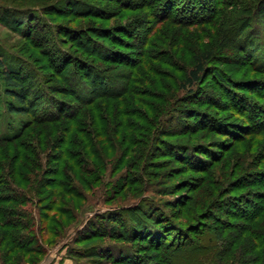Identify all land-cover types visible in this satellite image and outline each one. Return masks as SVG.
Listing matches in <instances>:
<instances>
[{
  "label": "trees",
  "instance_id": "trees-1",
  "mask_svg": "<svg viewBox=\"0 0 264 264\" xmlns=\"http://www.w3.org/2000/svg\"><path fill=\"white\" fill-rule=\"evenodd\" d=\"M26 1L29 0H21L20 4L8 3L7 6H1L3 17L10 18V22L15 27L13 30L28 41L30 46H24L22 50L31 56H37L38 52L47 66L46 69L52 71L55 79L61 83V87L54 91L58 96L50 95L53 87H48L44 75L35 67L33 61H29L30 59L28 60L25 56L13 55L14 60L6 62L4 58L6 52L0 49V80L3 93L9 100L19 105L16 106L9 101L8 111L30 116L29 121L17 134L0 137V247L5 255L4 258L0 256L2 264H36L37 257H39L37 262L39 264L47 254V248L59 242L46 243L44 237L50 233L48 232L49 224L58 229L64 227L62 220L49 215V212L72 215L71 218H75L73 216L77 212L75 203L82 199V193L91 186V183L79 177L81 175L78 173L92 174L94 172V168L87 166V161L83 160L86 156L83 151L77 153L76 148L74 149L76 141L86 150L88 157L97 161L100 160L99 152L105 147L107 151L120 148L119 151L124 155L131 153L133 146H142L147 149L154 143L157 147L161 144L158 143L160 137L158 133L162 130L163 121L160 123L161 126L158 125V132L153 131L147 121L145 122L148 127L139 128L138 132H134V129L123 119L125 109L122 110L120 105L122 102L126 108L131 102L128 99L132 94L129 84L132 82L130 79L134 73L131 72V75L127 76L128 81L126 77L121 79L126 83L120 81L119 86L121 90L125 86V91L119 93L113 86L111 87L110 79H108L110 77L105 71L94 67L88 59L96 55L95 62L99 60L117 63L115 70L117 67L131 68L133 66V69L140 71L138 66L152 57L147 53L149 50L147 48L152 46L149 42L144 43L147 48L144 47L145 50L134 64L131 63L133 60L131 54H126L123 50L109 47L104 43L108 41L109 44L119 45L121 48L137 49L141 46L137 43L141 38V34L138 33L140 32L139 21L131 19L125 24L114 27H106L103 24L99 27L88 25L78 29L64 24L56 25L54 22L56 16L69 19L70 23L74 21L73 19L91 18L107 21L121 17L119 14L121 10L137 12L142 10L139 15L148 16L154 22H159L160 19H171L173 15L174 19L182 20L185 24L212 23L227 14L223 11V7H228L230 0H94V2L87 0H55L54 2L53 0L47 6L37 4L38 2L28 4ZM246 4L247 15H244L243 19H238L235 25L230 24L227 30L237 32L236 42L241 43L243 52L249 47L248 43L244 45L243 40L249 32H254L262 48L260 61L256 59L254 64H261L260 66L264 67V30H260L256 22L252 23L254 11L264 7V0L247 1ZM112 7L118 9L111 12ZM27 18L38 19L42 23L41 30L33 32L29 23L27 24ZM24 20L27 26L25 24L23 27ZM244 21L246 22L243 23ZM32 22L34 19L30 24ZM142 22L147 24L146 20ZM148 24L150 25L151 22L148 21ZM25 26L30 29L28 33L24 32ZM245 30H248L247 33L238 37ZM66 34L70 35L67 37ZM59 36L66 38L67 44L70 45L68 50L64 49L65 39L61 40ZM207 56L208 53H204L195 58L194 65L183 82L179 83V87L186 91L188 96L194 98L197 104L204 107L211 104L219 110H225L224 106L231 101L237 106L234 109L237 113H242L245 120L243 122L224 121L220 118L215 120L209 117L206 111H201L199 116L197 114V119L200 117L197 121L211 122L214 127L226 129L231 133L233 131L232 137L238 143L248 141L246 143L250 145L253 138L254 140L257 137L262 138L261 148L264 150V80L236 79L228 85L227 82L221 81V75L220 77L216 75L217 80L224 84L226 91L223 94H226L229 101L224 102L221 97L208 93L203 94L205 97L196 95L193 88L201 82L206 72ZM107 58L111 60L108 61ZM118 60L120 61L117 62ZM239 83L253 91L258 88L263 95L252 91L259 99L244 97L242 93L236 91ZM60 96L69 99H62ZM113 98H117V102L106 103V108L100 106L99 101L102 99ZM40 101H43L41 104L44 103L43 112H38L37 103ZM112 103L116 105L110 106ZM202 118H205V121H202ZM127 125L128 127L124 129ZM186 125L192 127V124L186 123ZM114 126L117 132L111 136V129ZM151 141L154 143L151 144ZM257 143V141L254 143L253 150L251 147L252 151ZM53 144L61 149L58 154L60 157L56 161L57 168L55 171H50L56 180L52 181L53 178H49L47 184L41 186L40 183L38 184L40 188L34 191L28 188L26 190L24 185L36 184V182L32 183L26 174L29 173L27 168L29 162L38 159L40 149L51 147ZM227 148L223 147V153L227 152ZM90 149L92 151H89ZM189 151L194 152L192 164L195 163L196 168L205 169L204 171L206 168L209 169L219 157L203 152L197 154L196 148H191ZM140 152L141 155L144 154L142 150ZM258 153L255 154L256 157ZM201 154H205L207 159H202ZM261 155H263L261 159L263 164L264 152ZM63 160L71 162L72 165L62 168L63 165L60 162ZM126 166L129 170L138 171L140 179L144 177L145 162L135 165L129 163ZM262 166L247 172L243 170L244 172L234 176L235 178L233 177L234 179L230 182L229 188L242 192L237 193L238 197L234 196L232 204L228 206L237 210L240 215L239 223L220 218L216 219L215 224L206 225L205 229L198 230L193 227L176 242L164 240L165 235L160 226L165 223L171 224L168 214L156 199L139 196L127 206L109 207L103 212L96 211L92 217L87 218L81 231H76L67 248L66 257L71 259L73 264L101 262L103 264H264V167ZM96 167L102 170L104 164L97 163ZM66 168L69 173L75 174L73 177L75 180L79 178L76 180L78 183L62 171ZM239 169L238 164L237 170ZM95 180L98 181V178ZM125 182L127 184L131 182L129 174L125 175ZM47 188L52 190L48 192ZM244 190L247 191L244 192ZM39 192L42 196L35 200L33 195ZM224 197L223 195L221 198ZM44 201H47L46 205H39ZM26 203L39 206L40 211L36 220L27 211L14 207V204ZM34 220L36 221L35 231Z\"/></svg>",
  "mask_w": 264,
  "mask_h": 264
},
{
  "label": "rangeland",
  "instance_id": "rangeland-1",
  "mask_svg": "<svg viewBox=\"0 0 264 264\" xmlns=\"http://www.w3.org/2000/svg\"><path fill=\"white\" fill-rule=\"evenodd\" d=\"M19 1L21 0H0V7L7 6L8 3L20 4ZM39 1L29 0L26 3L38 2L37 4L47 6L53 0ZM87 1L94 2V0ZM247 1L255 2L256 0H230L228 2L229 6L223 7V11H226L227 14L225 16L222 15L220 20L212 23L185 24L182 20L174 19L173 15L170 17L171 19H160L159 22H154L148 16L142 14L140 16L139 13L142 10L138 12L121 10L119 11L121 17L109 18L110 20L107 21L105 19L91 18L84 20L73 19L74 21L70 23L69 19L56 16L54 21L56 25L64 24L78 29L85 28L88 25H98L99 27L100 25L103 26V24L106 27H114L119 24H125L131 19L139 21L138 28H140V32L138 33L141 34V38L137 43L141 46H138L137 49L121 48L119 45L109 44L108 41L104 43L109 47L121 49L126 54H131V59H133L131 63L134 64L140 57L139 55L147 48L144 43L149 42L152 46L147 48L149 49L147 53L152 57L144 60L145 62L138 66L140 71L133 69V66L131 68L117 67L118 69L116 68L115 70L117 63L113 64V62L107 63L99 60L95 62L96 55L91 58L88 57V59L93 63L94 67L105 71L106 75L110 77L108 79H110L111 87L113 86L119 93L125 91V86L123 90L119 86L120 81L126 83L121 79L126 77L128 81L130 73H134L130 79L132 82L129 84L132 94L128 99L131 102L126 108H124L122 102L120 105L123 108L122 110L125 109V112L123 111L125 118L123 119L134 129V132H138L139 128L145 129L148 127L145 121L149 122L152 130L156 132L159 131L158 125L161 121H163V124L162 126L160 124L162 130L158 133L160 135L158 143H161L158 144L159 148L151 141V144L154 143L151 147L148 146L145 149L142 146H133L131 153L123 155L119 151L120 148L107 151L105 147L99 152V161L88 157L86 150L81 145H78V141H76L74 149L76 148L77 153L83 151L86 155L83 160L87 161V166L94 168L92 174L78 173L81 175L79 177L85 178L91 183V186L82 193V199L75 203L77 212L73 215L74 219L71 218L72 215H60L57 212L51 214L49 212V215L61 219L64 227L58 229L56 226L49 224L48 229L50 230L48 232L50 233H47L48 235L44 237L46 243L59 242L47 248V254L44 258L41 257L42 260L39 264H59L61 261L63 264H73L74 262L66 257L67 248L70 246L76 231L82 228L87 218L92 217L96 211L103 212L109 207L127 206L139 196L156 199L162 208L165 209V213L168 214L171 224L165 223L160 226L165 235V237L163 236L164 240L176 242L193 227L198 230L205 229L206 225L215 224L216 219L220 218L226 221L229 219L232 223H239L240 218L238 216L240 215L237 210L232 207L228 208V206L232 204L234 196L237 195L238 197L242 192L234 190L235 188H229L230 182L240 172H247L262 165L264 167V163L262 164L261 160L263 157L261 154L264 152L261 148L262 138L257 137L254 140L253 137H250L253 138L250 145L247 144L248 141H246L247 143H238L232 137L233 131L232 134L227 132L226 129L214 127L211 122H206L205 118H202V121L204 120L205 122L201 123L197 121L200 119V117L197 119V114L199 116L201 111H206V114L215 120L220 118L224 121L235 120L236 122H243L245 120L244 115L240 112L237 113L236 109H234L237 106L229 101L226 94H223L226 88L222 82L217 80L216 75H221V81L227 82L228 85L236 79L264 80V67H261V64H254L256 59L260 61V51L262 50L257 36L252 31L246 35L243 43L244 45L248 43L249 47L243 52L241 51L243 48L241 43L238 44L236 42L238 39L237 32L227 30L230 24L233 23L235 25L239 21L238 19H243L244 15H247L245 12ZM117 9V7H112L110 11L113 12ZM28 19L27 24L29 23L33 32L41 30L42 23L38 19L32 18L29 21ZM33 19L34 22L30 24ZM144 20H146L147 24L142 22ZM10 21V18L3 17L0 8V49L6 52L5 61L14 60V56H25L28 60L30 59L29 61H33L35 67L44 75L48 87H53L49 94L58 96L54 91L61 87V83L55 79L52 71L46 69L47 66H45L42 56L38 52L37 56H31L22 50V47L30 45L26 39L13 30L15 27ZM148 21L149 23L151 22L150 25ZM253 22H256L260 30H264V7L254 11ZM25 24L26 20H24L23 27ZM26 26L24 32L28 33L30 29ZM248 30L242 32L238 37L245 35ZM43 33L47 32L43 31ZM68 35L70 34H66L67 37ZM59 39H65L66 47H63L68 50L70 45L67 44L66 38L59 36ZM204 53H208V60L205 62L206 72L202 76L201 82L193 89L196 95L202 96L208 93L212 94V96L221 97L224 102L229 101L227 105H223L226 111L219 110L211 104H207L205 107L197 104L194 98L188 96L187 92L179 87V83L183 82L188 71L194 65L195 58ZM107 60L111 59L107 58ZM1 83L0 80V137L13 136L29 121L30 116L13 114L8 111L7 104L9 101L16 106L19 105L5 96ZM238 85L236 91L242 93L244 97L259 99L253 93L255 91L263 95L261 91H258V88L253 91L246 85L242 86L241 83ZM60 98L69 99L68 97L65 98V96H60ZM110 100L102 99L99 104L106 108V103L117 102V98ZM43 101L44 103L46 102L45 99ZM43 101L37 103L38 112H43L44 110V103L41 104ZM114 105L116 104H110V106ZM110 110L114 112L113 109ZM86 115L88 116L89 112ZM186 123L192 124V127H188ZM114 127L111 129V136H114L117 132L116 126ZM58 134L60 135L61 133ZM239 134H242V132H239ZM256 141L258 143L254 151H252ZM223 147H228L226 153H223ZM191 148H196L198 150L197 154L203 152L219 157L210 165L209 169L206 168V171H204L205 169L196 168L195 163L192 164V154L194 152L191 153L189 151ZM141 150L142 154L144 152L143 155H141ZM89 151H92V149ZM59 152H61V149L56 148L55 144L39 150L38 159L29 162L27 167L29 173H26L31 182H36V184L24 185L26 190L31 189L34 191V189L40 188L38 184L40 183V186L47 184L49 178H53L52 181L56 180L50 171H55L57 168L58 164L56 161L60 157L58 156ZM256 153H258L257 157ZM221 155L223 156L221 157ZM201 156L202 159H207L205 154H201ZM91 159L92 161H90ZM100 162L104 164L102 170L96 167V164ZM140 162H145L144 177L141 179L138 176V171L135 169L129 170L126 166L129 163L135 165ZM60 163L63 165L62 168L72 165L67 160H63ZM238 164L240 165L239 170H237ZM67 169H62V171L70 179H74L75 174L72 175ZM127 174H129L131 180L128 184L126 183L127 181L125 182V175ZM97 178L98 181L95 180ZM76 180H79V178H76ZM76 180L74 179V182L78 183ZM46 190L50 192L52 188H47ZM246 191L244 190V192ZM223 195L225 197L221 198ZM41 196V192L33 195L35 200L40 199ZM46 204L47 201H44L39 205L44 206ZM14 207L27 211L35 217V220L36 216L38 217V211H40L39 206L32 203L14 204ZM123 215L125 217V214ZM35 220L34 231L36 228ZM41 224L42 222L40 221ZM55 231L56 233H54ZM168 232L169 235L167 236ZM86 246L88 245L86 244ZM0 256H3V258L5 256L2 247H0ZM38 261L39 257H37L36 264ZM0 264H2L1 261Z\"/></svg>",
  "mask_w": 264,
  "mask_h": 264
}]
</instances>
